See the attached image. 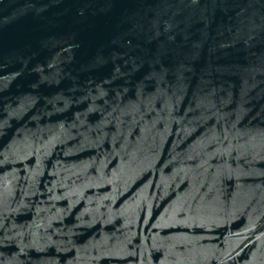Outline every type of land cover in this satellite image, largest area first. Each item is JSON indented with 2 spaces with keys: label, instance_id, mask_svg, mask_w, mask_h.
I'll return each mask as SVG.
<instances>
[{
  "label": "water",
  "instance_id": "water-1",
  "mask_svg": "<svg viewBox=\"0 0 264 264\" xmlns=\"http://www.w3.org/2000/svg\"><path fill=\"white\" fill-rule=\"evenodd\" d=\"M0 264H264V0H0Z\"/></svg>",
  "mask_w": 264,
  "mask_h": 264
}]
</instances>
